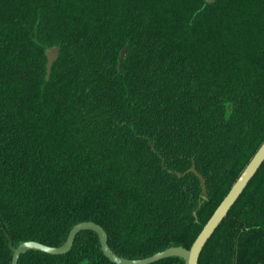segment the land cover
<instances>
[{
    "label": "trees",
    "instance_id": "16d2710c",
    "mask_svg": "<svg viewBox=\"0 0 264 264\" xmlns=\"http://www.w3.org/2000/svg\"><path fill=\"white\" fill-rule=\"evenodd\" d=\"M263 141L264 0H0V264L84 221L126 259L189 248ZM17 264L115 263L85 229ZM198 264H264V161Z\"/></svg>",
    "mask_w": 264,
    "mask_h": 264
},
{
    "label": "water",
    "instance_id": "95a60500",
    "mask_svg": "<svg viewBox=\"0 0 264 264\" xmlns=\"http://www.w3.org/2000/svg\"><path fill=\"white\" fill-rule=\"evenodd\" d=\"M127 46H125L121 51L118 59V67L121 68V63L126 55ZM46 54V79H48L51 71V67L59 54V48L57 46H51L45 50ZM229 107V106H228ZM264 161V141L253 155L252 159L249 161L247 166L244 168L242 173L236 179L234 184L229 189L228 193L225 195L223 200L219 203L213 214L207 220V222L202 227L199 234L196 236L195 240L189 248H184L182 246L168 247L162 251L156 252L153 255H150L141 259H126L116 255L107 244V234L105 230L98 224L92 221H84L76 224L69 231L66 241L60 246H48L37 241H25L20 243L17 247H13L11 243V237L8 235L10 240V248L12 250V260L11 264H17L18 258L21 254L27 252L28 250H39L42 252L50 254H63L69 251L72 247L74 238L79 231L85 229H91L98 234L100 246L103 254L115 264H150L161 259H165L170 256L181 257L185 264H198L199 254L211 236L215 228L221 222L223 217L228 212L229 208L238 198L240 193L243 191L249 180L255 174L261 163ZM189 171L193 172L200 180V185L202 189V194L204 197L207 196V190L205 186L204 178L201 174L197 172L194 166H192ZM178 176L181 174L177 173Z\"/></svg>",
    "mask_w": 264,
    "mask_h": 264
}]
</instances>
